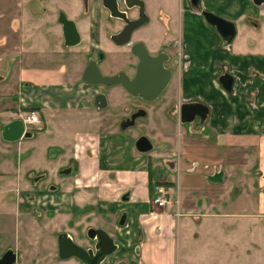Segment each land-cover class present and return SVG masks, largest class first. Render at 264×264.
<instances>
[{
  "label": "crops",
  "instance_id": "0c3cea01",
  "mask_svg": "<svg viewBox=\"0 0 264 264\" xmlns=\"http://www.w3.org/2000/svg\"><path fill=\"white\" fill-rule=\"evenodd\" d=\"M92 1L94 10L91 11L94 15L91 21L94 27L92 32L88 31L91 43L85 51L77 52L90 54L94 51L93 42L98 45L97 48L103 45L101 41L104 34L98 30L97 16L101 11V0ZM154 2L165 4L166 11L160 17L161 23L156 18H150V25L144 29L145 41L154 50L161 43H173L171 51L175 55V60L170 64L174 68V76L166 94L159 100L164 99V105H167L176 95L178 98L169 112L161 106L159 110H148V117L151 112L152 116L159 117L164 123L168 120L177 122L181 128V136L178 134L180 139L173 138L163 124L161 128L153 130L152 136L146 135L151 141L152 138L163 141L156 144L152 141L154 149L150 154L140 153L136 149L137 139L129 130L104 131L95 118L90 119L94 131L77 132L73 140L66 138L62 129L50 131L48 136H52L45 137L49 142L45 145V152H38L37 156L43 157L40 158L43 164L45 159L55 163L59 177L51 181L52 173L36 174L31 169L35 160L29 157V172L24 180L22 176L18 177L15 185L19 229L27 234L28 237H25L29 240L25 243L27 248L22 245L19 247V251L23 248L25 252L15 250L17 264H43L42 260L44 264L46 261L52 264V260L53 264L62 262L57 259L55 262L54 240L48 258L40 257L37 249L41 243L48 242L47 238H51L54 231H59L57 227L66 221V212L69 217L82 212L115 217L122 213L127 215L124 224L114 231L119 250L102 264H108L114 258L121 259L119 264H193L198 258L193 244L199 238V215L215 214L212 213L215 206H211V203H216L218 199L212 198V202L204 205L206 207L197 208L192 203L193 192L188 190L189 185L187 194L190 196L182 201L173 176L179 171H184L187 178L201 173L211 184L212 193L215 192L221 198L225 193V183L233 174H240V167L236 164H240L242 159L245 163L246 158L228 155V161L215 162L212 160L213 147L221 145L230 149L233 145L243 149L248 143L250 147V143L254 142L253 147L259 151L258 158L261 160L260 154L264 148V3L257 5L254 0H200V9L197 10L192 7L190 0H182L178 14H175L167 7L168 0H146L149 7ZM203 11L234 22L237 29L235 38L227 42L207 21ZM177 17L178 23L174 21ZM238 23L241 24V32ZM81 24L87 27L85 22ZM175 32L178 33L177 38ZM239 33L245 37L235 42ZM249 45L256 48H250ZM73 51L76 52L75 48H66V52ZM65 70H69V67L65 66ZM224 74L234 77L232 91H227L220 82ZM78 83H81L79 87L87 86L83 82ZM69 84L74 86L73 83H65L62 88H43L47 92L43 95L49 99L44 101L47 97H31L30 104L36 105L33 109L38 113L45 105L56 108L54 114L66 116V108L81 110L82 101L85 100L96 113L95 95L98 91L86 87L83 92L89 93L81 92L85 96L79 98L76 96L79 92L66 88ZM91 91L92 102L86 100ZM70 101L78 103L73 105ZM25 102H22V106L17 104V109L23 107ZM185 103L205 105L208 109L206 119L202 122L197 117L192 123L183 124L181 106ZM39 115L42 121L40 126L48 127L44 115ZM16 118L12 114L3 116L2 132L3 126ZM39 134L16 143L3 141V147L7 148L4 156L8 159L12 152L20 151L24 141L32 145V141L28 140L37 138L36 142L40 143ZM67 145L69 152L66 156ZM156 163L160 166L158 169ZM231 163H235V166ZM68 166H73L74 171L66 175L64 173ZM262 180L264 182V177ZM159 182L165 183L162 190L166 192L167 203L163 207L154 203L157 195L155 187ZM126 194L128 198H125ZM29 195L37 197L35 202L28 201ZM3 206L4 201L0 198V214ZM52 210L56 214L50 218L47 213ZM98 222H101L99 218ZM32 231L34 235L30 236ZM208 232L207 228L204 233ZM180 249H184V253H179Z\"/></svg>",
  "mask_w": 264,
  "mask_h": 264
},
{
  "label": "rangeland",
  "instance_id": "374dc122",
  "mask_svg": "<svg viewBox=\"0 0 264 264\" xmlns=\"http://www.w3.org/2000/svg\"><path fill=\"white\" fill-rule=\"evenodd\" d=\"M168 1V9L178 14L179 3L181 4L182 0ZM92 2V0H0V76H6L8 78L7 83L0 86V111L4 107L9 106L8 103L4 105V100L2 99L8 102L11 101L12 93L20 83L29 86V88L20 94L22 99L26 100V102H22H25L23 106L27 110H30L34 106L36 107L35 104L33 106L27 104L31 103V97L33 99H35V96L36 98L38 96L47 97L43 95L47 93L43 88L51 89L56 86L62 88L65 83H73L74 86L69 84L66 88H73L74 90H71L72 92H79L76 95L77 97H82L84 95L82 93H89L87 91L83 92L89 86L79 87L81 83H78V81L83 82L80 79H82L83 69L87 64L89 56L93 55L97 57L98 51L100 50L97 48L98 45L93 42L94 51L90 54L88 52H77L78 50L85 51L84 49L91 43L88 30H86L87 27H83L82 30L85 31H82V45L75 48L76 52H66V48L68 47L64 44L62 25L58 21V15L60 11H66L69 16L75 17L78 13L86 11L87 9L93 11L94 5ZM165 11V4L154 2L152 7H149L147 4V12L150 18L152 20L156 18L159 23H161L160 17ZM103 13L105 16L106 11L104 10ZM174 21L178 23V17ZM240 25L238 23V28L241 32ZM103 26L106 27L107 22H104ZM113 31L111 30L110 32ZM102 33L104 34L101 41L103 45L100 48L106 56L102 67L104 70L110 71L113 67H117V65L112 63V58L115 56L114 53L116 51L111 41H108V33L105 30H102ZM140 35L143 36L144 33H140ZM259 36L262 37L263 35ZM175 37H178V33L176 32ZM241 37L243 40L245 36L239 33L235 42L239 38L241 39ZM253 48L256 47L254 46ZM120 55L118 61L120 63L119 66L122 67L129 60L134 59L125 50ZM65 66L69 67V70H65L64 72ZM91 88V90L94 89L107 94L108 106L106 108L97 109L96 113H93L91 105L84 100L80 107L81 110L66 108V116H63L54 114L57 111L56 108L42 106L40 113L44 115L48 127H44L45 125H36L33 127L37 133H41L38 136L41 142H36L37 138L34 139L35 141L28 140L32 141V145H30V142L24 141L20 151L15 150L8 155L9 160L4 156L6 155L7 148L3 147V142L0 137V192L2 193L0 198L4 201L3 210L0 214V258L9 247L20 253L25 252L26 249L23 248L19 251V247L22 245L24 248H27V244L25 243L29 242V240H26V237H28L27 234L19 229V220H17L19 216H17L15 210V201L17 198L15 185L18 182V177L22 176L24 180L29 172L30 166L28 158L31 157L32 160H35L34 166H31V169L36 174L43 172H47L48 174L52 173L51 181H56V178L59 177V170L54 165L55 163L53 164V162L45 159L43 164V161L40 159L43 157L37 156L38 152H45V145L49 144L45 140V137L48 136L50 131L62 129L61 131L65 133L66 138L70 137L73 140L77 132L94 131L90 125V119L93 120V118H95L98 125H102L101 127L104 131H119L121 130L119 128L120 121L137 108L142 107L152 112L154 108L159 110L158 108L163 106L169 112L174 106V100L178 98V95H176V98L172 99L167 105H164V99H158L155 102L144 105L140 100L131 99L119 88L99 86ZM50 92H53V90H50ZM90 93V95L87 94L88 99L86 100L92 102V91ZM48 99L47 97L44 101ZM69 103L75 105L78 102L70 101ZM151 112L149 117L147 116L146 119H140L138 121L139 126L137 128L129 130V132L135 135L136 139L141 135L152 136L153 130L161 128L163 124L169 129V133H171L173 138L180 139L181 128H179L177 122L168 120L167 123H164L159 117L152 116ZM9 114L8 111L0 113V130L2 128L3 116H9ZM25 115L26 113H23L21 117ZM65 117L66 120H64ZM150 125L151 133L148 130V126ZM40 129H43V131L41 132ZM179 133L180 136H178ZM49 136L51 137L52 134ZM152 141L154 144L163 142L153 138ZM251 144L252 146L249 147L248 143L243 149L240 146L235 147L233 145L230 149L221 145L211 149L213 152L212 160L215 162L228 161V155L231 157L243 156L242 158H246L245 163H243V159L241 158V163L236 164L237 167H240V174L238 172L233 174L225 183V193L221 198L214 194L215 192L212 193L213 190L210 189L212 187L211 184L202 177L203 175L201 173H195L193 176L187 178L184 171H179L180 173L173 176L182 201H185L190 196L187 194L189 185L190 188L188 190L193 192L192 203L197 208L206 207L204 205L210 203L212 198L218 199L216 203L211 201V206H215L212 213L215 214L199 215L197 221L199 238L198 241L194 240L193 244V249L198 253V258L193 264H264V182L262 180L264 177V148L260 154V160L258 158L259 151L253 147L255 143L252 142ZM250 149H252L251 153ZM234 151L237 152L233 153ZM68 152L67 145L66 156ZM234 164L231 163L232 166H235ZM155 165L158 166L157 169L160 167L158 163ZM167 168L166 170H168ZM163 183H157L155 190L157 194H164L166 197V192L162 190L165 187L163 186L165 183ZM207 185L210 186L207 188ZM239 189H241L240 195ZM41 208L43 209V207ZM98 218L101 222H98ZM68 219L71 220L70 226L69 223L63 224L62 221L57 229L73 232L79 244L82 243V237L85 235L88 226L103 225L102 216L99 213H91L89 215V213L82 212L78 213V215L75 214L72 217H68ZM207 228L209 232L205 234L204 232ZM54 233L56 232L54 231ZM32 235H34L33 231L32 234L30 233V236ZM44 238L46 239V237ZM44 238L43 240H45ZM47 240L48 242L41 243L38 246L37 254L40 257L48 258L49 251L52 249L51 243L53 238L48 237ZM180 252L184 253V249H180ZM53 256L56 262V255L53 254ZM76 261L72 258L67 261L62 260L60 264H78ZM119 261L121 262L120 258H114L108 264H119ZM42 262L44 264L43 260ZM46 264L50 263L46 261Z\"/></svg>",
  "mask_w": 264,
  "mask_h": 264
},
{
  "label": "water",
  "instance_id": "95a60500",
  "mask_svg": "<svg viewBox=\"0 0 264 264\" xmlns=\"http://www.w3.org/2000/svg\"><path fill=\"white\" fill-rule=\"evenodd\" d=\"M190 1L194 9H200V0ZM106 2L107 1L104 0V5L115 13L114 15H116V12L119 11L117 1L113 0L110 5H107ZM254 2L257 5H261L264 3V0H254ZM127 3L129 7L133 6V3H131L130 0H127ZM137 4L141 6L142 12H144V3L140 1ZM119 14L125 18L124 14ZM203 15L207 21L218 30L227 42H231L235 38L237 29L234 22L209 11H203ZM59 21L63 25L65 44L71 47L79 45L81 42V35L75 21L69 19L64 12L60 13ZM146 22H148V18L146 16L143 17V15L139 20H128V25L124 31L115 35L113 39L121 45L129 43L131 41L132 32L140 26L146 24ZM135 51L140 55V63L134 79H130L124 73L115 76H105L101 73L97 61L92 59L85 70L84 80L90 85H104L108 88L116 85H122L135 97L141 96L147 102L157 101L166 90L172 79V70L165 66V62L168 58L166 55H151L146 46L142 43L135 46ZM220 82L227 91L233 90L234 77L232 75H222ZM96 99L97 101L99 99L103 101V105H99L100 108L104 109L108 106L106 94H99ZM207 113V107L201 103H185L181 106V121L183 124H189L199 117L203 122L206 119ZM139 115L140 113L134 114L132 120H135ZM32 136L33 133L26 131L24 122L21 119H16L8 123L3 132V137L8 142H17L24 137L31 138ZM136 149L140 153H149L154 149V145L148 136L142 135L136 141ZM121 224L123 225L124 221H122ZM89 236L92 239H98L97 249L100 252L99 254L92 256L91 250H87L75 243L68 233H63L59 239L60 258L64 260L77 258L84 264H102L107 257L114 254L118 249V245H116L114 239L104 230L91 229L89 231ZM16 262L17 253L12 248L6 251L0 258V264H16Z\"/></svg>",
  "mask_w": 264,
  "mask_h": 264
},
{
  "label": "flooded vegetation",
  "instance_id": "af4514ba",
  "mask_svg": "<svg viewBox=\"0 0 264 264\" xmlns=\"http://www.w3.org/2000/svg\"><path fill=\"white\" fill-rule=\"evenodd\" d=\"M107 2V5H110L112 4L113 0H106ZM117 3H118V9L119 11L116 12L117 14L114 15L115 13H113L108 7H106L104 5V0H101L100 4H101V11L97 14V16H99V20H98V25H99V28L98 30L101 32L102 30H105L106 33H108L109 37L108 38V41L110 42L111 41V44L115 47V56L112 58V63L114 65H117V67H113V69H111L110 71H106L104 70V68L102 67L103 63L105 62L106 60V56H105V53L101 50V48H98V54H97V57L93 56V55H90L89 58H88V61H87V64L83 70V73H82V80H83V83H85L86 85L90 86V87H97V86H94V85H90L89 83H87L85 80H84V73H85V70L86 68L88 67L90 61L92 59L96 60L97 63H98V66L101 70V73L105 76H115V75H119L121 73H124L126 74L130 79H134L136 77V74H137V68H138V65L140 63V55L135 51V46L142 43L146 46L148 52L153 55V56H164L166 55L168 60L165 62V66L168 68V69H171L173 74H172V78L174 76V68H172L170 66L171 63H173V61L175 60V55H174V52H172L171 50H173V43H170L169 45L167 44H163L161 43L157 49H152L149 44L147 43V41H145V35H140V33H144V29L146 27H148L150 25V22H151V19L149 17V14L147 12V3H146V0H130L131 3H133V6L132 7H129L128 6V3H127V0H116ZM142 1L144 4V12H142V8L141 6H139V4H137L138 2ZM106 11L105 13V16H104V13L103 11ZM63 11H60L59 12V15H58V21H59V17H60V13H62ZM66 14V16L69 18V19H72L75 21L76 23V26L80 32V35H81V42L79 45L77 46H67L65 43V46L68 47V48H76V47H79L80 45H82V42H83V31L82 28V24L81 22H85V25L87 26L86 30H90V32H92L91 30H93V22L91 21V19L93 18V15L94 13L87 9L86 11H83V12H80L78 13L75 17H72V16H69L68 13L65 11L64 12ZM119 13H122L124 14V17L121 16ZM143 15V17H147L148 18V22H146V24L140 26L139 28L135 29L133 32H132V35H131V41L127 44H124V45H121L119 44L116 40L113 39V37L115 35H118L120 34L121 32L124 31V29L126 28V26L128 25V20L130 21H136V20H139L141 18V16ZM104 22H107V26L104 27L103 26V23ZM60 23V21H59ZM61 24V23H60ZM62 25V24H61ZM93 26V27H92ZM111 30H114L113 32H110ZM62 31H63V36H64V29H63V25H62ZM83 31V32H82ZM64 41H65V38H64ZM90 46V45H89ZM114 50V49H113ZM127 51L131 54V58H134V59H131L129 60L128 63L124 64V66H119V58H120V54H122V52ZM116 68V69H115ZM7 77L6 76H0V86L1 85H4L7 83ZM172 81V79H171ZM171 83V82H170ZM18 84V83H17ZM19 86L18 87H15V91L12 93V97H11V101H6L5 99H2L4 100V105L5 103H10V107H4V109H2L0 111L3 112V111H8L10 114L12 115H16V119H21L23 121V117H21V115H23L24 112H26V114L30 111V110H33L34 107H32L30 110H27V109H23V107H21L20 109H17V104H20L22 106V97L20 96L21 92L24 91L25 89L29 88L28 85H23L22 83L18 84ZM170 85V84H169ZM168 85V87H169ZM17 86V85H16ZM99 87H105V88H108L104 85H101ZM114 88H119L122 90L123 93H126L127 96H129L131 99H137V100H140L143 102L144 105H147L151 102H147L143 99V97L139 96V97H135L133 96L132 94H130L122 85H116V86H113ZM168 87L166 88V90L162 93V95L160 96V98H162L165 94H166V91L168 89ZM13 90H14V87H13ZM104 92H97V94L95 95V106H96V109H102L99 107V105H103V101L101 99H99L97 101V96L99 94H102ZM105 94V93H104ZM107 96V94H106ZM159 98V99H160ZM108 99V97H107ZM155 102V101H154ZM29 106H33V104H30V103H27ZM26 104V105H27ZM25 108V107H24ZM196 109V108H195ZM197 110V109H196ZM136 113H140V115L135 119V120H132V117L134 114ZM19 116H18V115ZM148 116V111L145 109V108H142V107H139L137 108L136 110L132 111L127 117L123 118L120 123H119V128L120 129H124L126 128L127 130H130V129H135L137 128L139 125H138V121L140 119H146ZM16 119H12L10 122L16 120ZM41 119V117H40ZM9 122V123H10ZM42 122V121H41ZM8 124V123H7ZM6 124V125H7ZM3 126V128H5V126ZM26 131H30L31 133L34 134H37V131L35 129H32V130H26ZM3 132H4V129H3ZM3 132L2 130H0V137H1V141H5V142H8L4 139L3 137ZM142 136V135H141ZM140 136V137H141ZM29 138H22L20 139L19 141L21 140H27ZM17 141V142H19ZM8 143H16V142H8ZM74 171V168L73 166L69 168L66 167V170H65V173L66 175L70 174V173H73ZM128 195L126 194L125 195V198H128L127 197ZM36 196L35 195H29L28 196V201H31V202H35L36 200ZM56 212L55 211H48L47 213V216L50 217V218H53L55 216ZM77 214V213H76ZM78 215V214H77ZM102 216V220H103V225H96V226H88L86 231H85V235L82 237V243L79 244L77 241H76V237L75 235L70 232V231H66V230H59V231H55L56 233L53 232V240L55 241V248H53L54 251V254L56 255V259L57 261H62L64 259H61L60 258V249H59V239H60V236L63 234V233H68L72 239L74 240L75 243H77L78 245L86 248L87 250H91V254L92 256H96L97 254H99L100 252L98 251L97 249V244H98V239L95 238V239H92L90 236H89V231L91 229H96V230H104L106 231L115 241L116 245H118V249L117 251L119 250V241L117 239V236L116 234L114 233L116 227H118L122 221H126L127 220V215L126 214H119L117 217L113 216V215H101ZM69 215L68 213L66 212V221L64 222L65 223H69V226L71 224V220L68 219ZM68 220V221H67ZM113 231V232H112ZM84 242V243H83ZM54 246V245H53ZM9 249H11V247L7 248L6 251H8ZM13 249V248H12ZM5 251V252H6ZM116 251V252H117ZM4 252V253H5ZM51 250H50V254H51ZM4 253L2 254V256L4 255ZM113 255V254H112ZM111 255V256H112ZM109 256V257H111ZM107 257V258H109ZM106 258V259H107ZM72 259V258H70ZM75 260H77L76 262L78 264H84L82 261H80L79 259L77 258H74ZM66 261L69 260V259H65ZM17 262H18V259H17ZM16 262V264H17Z\"/></svg>",
  "mask_w": 264,
  "mask_h": 264
},
{
  "label": "built area",
  "instance_id": "2783aa9c",
  "mask_svg": "<svg viewBox=\"0 0 264 264\" xmlns=\"http://www.w3.org/2000/svg\"><path fill=\"white\" fill-rule=\"evenodd\" d=\"M23 122L26 130H32L34 129L33 127L41 124L40 115L35 109L30 110L25 116H23ZM154 203L159 207H163L166 205L167 199L164 194H157L154 198Z\"/></svg>",
  "mask_w": 264,
  "mask_h": 264
}]
</instances>
